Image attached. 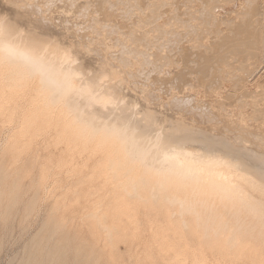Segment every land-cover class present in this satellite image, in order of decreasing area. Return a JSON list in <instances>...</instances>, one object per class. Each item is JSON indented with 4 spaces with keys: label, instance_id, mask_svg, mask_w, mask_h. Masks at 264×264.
<instances>
[{
    "label": "bare ground",
    "instance_id": "bare-ground-1",
    "mask_svg": "<svg viewBox=\"0 0 264 264\" xmlns=\"http://www.w3.org/2000/svg\"><path fill=\"white\" fill-rule=\"evenodd\" d=\"M25 1L21 4L15 0L9 2L13 6L26 7V10L34 5L28 3L29 0ZM135 1L137 3L136 21H133V31L131 30L134 46L133 44V47H130L131 44L126 45L130 41L125 39L128 42L123 45L120 51H116L112 47V43H107V45L105 40L106 45L104 44L103 49L99 48L101 60L99 59L98 62L107 65V69L94 68L98 62H95V65L92 64L93 67L91 64L89 65V62H85L86 54L84 55V52H90L91 43L83 41L89 45L80 49L69 44L66 33L72 30L67 31L65 29L67 26L62 28V31L65 30L64 35L67 39H64L69 42V45H63L65 41L59 45V39L55 37L53 38L57 42L55 41L53 44L51 39L44 40L42 37H36L35 33L38 32H35L34 26H31L34 22H31L32 24L28 28L30 23H26L27 27H25L27 21H24V27H20L19 22L15 24L12 19L7 18L8 16L0 14V115L6 117L4 123L10 126V133L7 136L8 143L3 151L4 162L0 164V186L5 184V190L9 195L19 193L21 181L31 176L32 184L38 191L47 190L44 194L53 200L52 210L58 214L57 221L59 220L61 225L65 224L68 216L72 214V217H82L89 224L91 235L96 238H99L100 232L107 238L109 237L108 241L112 240L113 243L117 240L134 241L145 238L150 242L148 245L150 251L146 256L150 258L151 264L152 261L155 262L158 259L162 261V264H264V152L256 151L254 147H250L256 141L264 142V133L259 128L260 131H253V128L247 130L250 126H248L249 122L247 123V119L240 111L237 113H242L243 117L238 115L232 122L230 119L233 114L228 116L230 124H232L230 127L236 128L235 126H237L242 130L239 134L228 135L225 131L231 132L232 130L229 129L228 123L219 126V131L222 132L216 131L218 126H201L193 115L197 108L201 107H193L194 112H191L189 109L192 104L187 109L186 106L191 102L189 103L190 100L185 99V92L183 99L174 95V98L166 102L164 99L166 95H164V101H161L162 98L160 100L156 98L158 100L156 102L151 96L148 97L152 91L144 88L143 93L136 92L129 87L126 80L131 75L132 77L135 75V77L137 75L145 76L146 78H143L147 79L153 73L164 74L162 71L166 69L165 65L168 63L170 65L173 62L164 49L168 47L171 40H174L172 38L175 34L182 33L180 32L182 27L186 32L200 29L201 34H204V38L200 42L205 48L214 46H211L212 38L209 39V33L213 34L215 37H213V41L215 43L218 41L219 45L217 46L226 49V51L231 46H236L237 51L240 50L239 46H242L244 41H241L244 32L248 34L247 38L255 37V32L252 30L255 29L260 33V35L258 34L260 38H258V46L255 45L250 50L255 52L254 54L258 58L261 57L262 47L264 48V0H201V5L197 4L200 0ZM40 2L42 3V1ZM86 2L90 4L89 0ZM47 3L49 2L47 1ZM99 3L98 1L97 4L100 6ZM5 4L8 5V1ZM81 4L79 7L84 3ZM49 7L51 6L49 5ZM4 8L8 9L6 6ZM228 8H233L228 12L231 13V17L223 16L224 13H227ZM16 9L18 10V7ZM44 10L41 8L42 12ZM49 10H53V8ZM2 12L4 11L2 10ZM220 12H223V15ZM10 14L12 13L10 12ZM15 14L18 13L15 12ZM45 14L42 15L45 17ZM35 15H31L34 18H30L35 19ZM185 15L191 16L190 21L193 23L188 22V19L184 18ZM90 16L92 15L90 14ZM59 17L54 18L59 20ZM73 17L76 16L73 15ZM198 17H205L208 26L204 22L194 21V18ZM117 20L120 22L119 18ZM62 21L64 20L62 19ZM62 21L61 24L64 23ZM111 22L113 21L111 20ZM240 22L244 25L237 29ZM21 23L20 25H22ZM88 24L90 23L88 22ZM198 24H204L205 27H200ZM39 25L41 24L39 23ZM127 25L128 23H126V27ZM230 25L233 28L236 27L230 28L231 31L227 32L229 29L225 28V30L224 26ZM55 26L57 25L55 24ZM76 27L78 28V26ZM82 27L84 28V26ZM51 28L48 27V30ZM116 28L117 26L112 23L111 30ZM43 29L45 30V28ZM55 29L54 27L53 30ZM74 30L76 28L73 29V33ZM56 32L58 33V31ZM71 33L69 32V37L72 36L73 33ZM78 33L80 32L78 31ZM62 34L61 36H63ZM88 35H91V32ZM58 36V38L61 37ZM61 38L63 40V37ZM102 39L104 40V35L100 40ZM74 41L72 40V42ZM80 41L81 39H78V42ZM79 44L81 43H78V46ZM186 45L184 47L187 50ZM178 46L180 47V45ZM189 48L191 47L189 46ZM186 52L184 51L185 54ZM200 52L203 54V51ZM189 56L191 57V55ZM116 57L120 61V65L113 63V59L115 60ZM228 57L230 58V56ZM129 58L133 59L132 64L128 62ZM193 60L196 61L195 58ZM30 61H35L48 69L51 76L35 71ZM207 61L209 60L207 59ZM197 62L199 63V61ZM262 62H264V57L259 58V64L256 65L254 73L264 70ZM127 63L132 65L130 72H127L129 76L123 67ZM144 73L145 75H143ZM165 73L167 76L172 74L167 70ZM186 73L188 74V71ZM259 77L261 78L262 75ZM198 78L201 80L203 77ZM212 79L217 80L216 77ZM169 83L167 82V84ZM137 85L139 84L137 83ZM183 86L180 87L183 88ZM204 86L206 87V85ZM167 88L169 87L167 86ZM185 89L187 90V87L184 86L181 91H185ZM193 89L191 90L193 91ZM243 90H245L244 87ZM190 91L189 93L192 92ZM204 91L206 92V90ZM205 92H203L204 96ZM227 92L224 93L227 94ZM222 95L220 92V96ZM244 96L246 95L244 94ZM199 100L201 99L199 98ZM259 102L261 103V101ZM166 104L173 105L171 109L176 110L168 119H164L165 115H161L160 112L161 106L163 105L165 108ZM210 108V110H214V106H210ZM228 108L231 110L230 107ZM261 108L263 107L261 106ZM19 110L23 111V116L16 113ZM215 110L211 112L208 109L209 112L205 113L206 111H204L201 114V109L197 115H200V120L205 119L206 123L215 120ZM201 115H206V117L202 116L203 119ZM16 121H19L17 125H15ZM251 125L256 126L255 123ZM262 125L260 127L264 129ZM50 179L51 182L48 183Z\"/></svg>",
    "mask_w": 264,
    "mask_h": 264
},
{
    "label": "rangeland",
    "instance_id": "rangeland-1",
    "mask_svg": "<svg viewBox=\"0 0 264 264\" xmlns=\"http://www.w3.org/2000/svg\"><path fill=\"white\" fill-rule=\"evenodd\" d=\"M8 1V5L5 4V2L7 3ZM9 1L11 0H0V14H3L4 16H8L7 18L9 19H12L15 24H18L16 22H19V26L20 27H24V21H27L25 22V27H27V24L28 28L30 27V25L33 23V25L31 26H34L33 30H36L35 32H38V33H35L36 34V37H42V39L44 40H49L51 39V41L54 42L56 41L53 37H55L56 39H59L58 43H60L59 45H62V42L65 41V43L63 45H69V44H73V46L75 45L76 47H79L78 49L80 48H83L84 46L86 45H89L91 43V46L90 45V52H84V55L86 54L85 58L87 59H84L85 62H89V65L91 64V66L93 67L95 65V62L97 63L98 60L100 59V49L99 48H102L107 44V43H112V47H114V49L116 51H120L122 48H123V45H125L128 40L130 41L128 44L126 45H130V47L134 46V42L131 38V30L133 31V24L134 22L133 21H136V15L135 13L137 12V9H136V6H137V3L135 0H89L90 4L88 2H86L87 0H62L64 3L66 1V6L64 5V3L61 1V0H38L37 3H36V0H29L30 2L28 3H32V7L31 8H28L26 10V7L25 8H20L18 5H14L12 3H10ZM16 2H18V4H21L22 2H24L25 0H15ZM28 1V0H26ZM25 1V2H26ZM40 1H42V4ZM47 1L50 3H47ZM51 1V2H50ZM60 1V2H59ZM71 1V2H70ZM80 1V2H79ZM100 2L99 4H101L100 6L97 4V2ZM111 1V2H110ZM113 1V2H112ZM115 1V2H114ZM134 3H133V2ZM144 1V0H143ZM208 1V0H206ZM34 2V3H33ZM54 4H53V3ZM84 6H87V7H84ZM96 3V6H95V3ZM117 2V3H116ZM200 2V3H199ZM3 3V4H1ZM41 3V4H39ZM63 6H62V4ZM70 3V4H69ZM5 4V5H4ZM36 4V6H35ZM60 4V5H59ZM69 4V5H68ZM78 6H77V5ZM81 4L82 6L79 7ZM93 4V5H92ZM197 4H202L201 3V0L198 1ZM8 7L7 8H4V6ZM11 5V6H10ZM39 7H38V6ZM45 5V6H44ZM49 5L51 7H49ZM54 5V6H53ZM68 5V6H67ZM75 5V6H74ZM106 5V7H105ZM109 5V6H108ZM113 5V6H112ZM11 7H15V8H10ZM43 6V7H42ZM62 6V7H61ZM92 8H91V7ZM133 6V7H132ZM3 7V8H2ZM18 7V10H20V12H18V10L16 9ZM47 8V13H46V10H44L45 8ZM56 7V8H55ZM96 7V8H95ZM105 7V8H103ZM109 7V9H108ZM112 7V8H111ZM117 7V8H116ZM40 10H39V9ZM41 8L42 10H44L43 12L41 11ZM53 10H49V9H52ZM58 8V9H57ZM59 8H60V11H59ZM64 8V9H63ZM66 8V10H65ZM74 8V9H72ZM77 8V9H76ZM81 8V9H80ZM100 8V9H98ZM102 8V9H101ZM114 8V10H112ZM135 8V9H134ZM200 8V7H199ZM5 9V10H4ZM35 9V11H33ZM55 9V10H54ZM63 11H62V10ZM72 11H71V10ZM80 9V10H79ZM84 9V10H83ZM88 9V10H87ZM96 9H98V11H95ZM108 9V10H107ZM116 9V10H115ZM231 9L233 8H228L227 10V13L231 11ZM2 10L4 12H2ZM16 10V11H15ZM64 10L67 12L64 13ZM70 10V11H69ZM93 10V11H92ZM102 10V11H100ZM111 10V11H110ZM12 14H10V12ZM38 14H37V12ZM50 11V13H49ZM52 11H55V12H52ZM59 11V12H57ZM76 11V12H74ZM91 11V12H90ZM100 11V12H99ZM112 11H113V14H112ZM15 12H17L18 14H15ZM24 12V13H23ZM31 12V13H30ZM33 12V14H32ZM62 12H63V15H62ZM71 15H70V13ZM90 12V13H89ZM96 12V14H95ZM108 12V13H107ZM118 12V13H117ZM124 12V13H123ZM7 15H6V14ZM15 16H14V14ZM22 13V14H20ZM36 13V15H35ZM46 13V14H45ZM89 13V14H88ZM101 13V15H100ZM103 13V15H102ZM105 13V14H104ZM110 13V14H109ZM123 13V14H122ZM130 13V14H129ZM222 13L221 15H223V12H220ZM224 13L223 16H228L231 17V13ZM26 14V15H25ZM27 14H31V15H35V19H32L34 17H32L31 15H27ZM42 14H45V17L48 15L49 17H44V15ZM57 14V15H56ZM66 14V15H65ZM70 16H69V15ZM80 14V15H79ZM88 14V16H87ZM90 14L92 16H90ZM98 14V15H97ZM121 14V15H120ZM18 15V16H17ZM21 15V16H20ZM62 15V16H61ZM65 15V16H64ZM68 15V16H67ZM76 16V17H73ZM95 15V16H94ZM105 15V16H104ZM108 15V16H106ZM125 15V16H124ZM132 15V16H131ZM17 16V18H16ZM44 18H43V17ZM59 17V20L58 19H55L57 17ZM64 16V17H63ZM67 16V17H66ZM102 16V17H101ZM124 16V17H123ZM14 17V18H12ZM20 17H22L20 19ZM28 17V19H27ZM32 17V18H30ZM39 17V18H38ZM52 17V18H51ZM55 17V18H54ZM72 17V18H70ZM81 17V18H80ZM88 17V18H87ZM100 17V19H99ZM106 18V19H103V18ZM111 17V18H110ZM116 17V18H115ZM186 17V19H188V22L190 21L191 19V16L189 15H185L184 18ZM16 18V19H15ZM41 18V19H40ZM62 18L64 21H62ZM69 22L68 21V19ZM76 18V20H75ZM80 18V20H79ZM115 18V19H114ZM119 18L120 22L117 20ZM15 19V20H14ZM23 19V20H22ZM26 19V20H24ZM36 19H37V22H36ZM43 19V20H42ZM49 19V20H48ZM53 19V20H51ZM89 19V21H88ZM103 22H102V20ZM114 19V20H113ZM30 20H34V21H30ZM40 20V21H38ZM46 20V21H45ZM55 20V22H54ZM67 20V21H66ZM84 20V22L82 21ZM106 20V21H104ZM109 20V21H108ZM111 20L113 22H111ZM122 20V21H121ZM197 20V21H196ZM206 18L205 17H198V18H194V21L198 22V23H205V25H207L206 23ZM21 21H23L21 23ZM49 21V22H48ZM61 21L64 22L61 24ZM68 23H66V22ZM77 21V22H76ZM116 21V22H114ZM32 22V23H31ZM43 22V23H42ZM45 22V23H44ZM50 24H48V23ZM53 22V25H51ZM58 22V23H56ZM88 22L90 24H88ZM130 22V23H129ZM191 22V21H190ZM20 23L22 25H20ZM27 23V24H26ZM36 23V24H35ZM39 23L41 25H39ZM57 26H55V24ZM70 23V24H69ZM81 24V25H78V24ZM83 23V24H82ZM102 23V24H101ZM104 23V24H103ZM110 23V24H109ZM112 23L117 26V28L115 30H111V26H112ZM118 23V24H117ZM126 23H128L127 27H126ZM193 23V21L191 22ZM241 23V22H240ZM239 25L234 26V28L236 27L237 29L244 25L243 23H241ZM43 24V25H42ZM61 26H60V25ZM72 24V25H71ZM120 24V25H119ZM64 25V26H63ZM78 26V28L76 26ZM107 27H106V26ZM120 27H119V26ZM122 25V27H121ZM130 25V26H129ZM205 25H200L198 24V26L200 27H205ZM38 26V27H37ZM53 26V27H52ZM67 26V28H65ZM84 26V28L82 27ZM94 26V27H93ZM208 26V25H207ZM37 27V28H36ZM42 27V29H41ZM48 27L51 28L48 30ZM54 27L56 28L55 30L58 31V33L53 30ZM58 27H61L60 29ZM69 27V28H68ZM72 27V28H71ZM82 27V28H81ZM97 27V29H96ZM244 27V26H243ZM40 28V29H38ZM45 28V30L43 29ZM62 28L66 29L67 31L68 30H72L76 28V30H74L75 32L73 33L72 31H68L67 33L65 32V30L62 31ZM101 28V29H100ZM223 28V27H222ZM227 28L229 29V31L227 30V32H230L231 29H234L233 26H227L225 27L224 26V29ZM231 28V29H230ZM59 29V30H58ZM84 31H83V30ZM106 32H105V30ZM180 34H175V36H173L174 40H171V43L168 44V47L166 49H164V51L169 54V57L173 60V62L168 65L166 64L165 67L166 69L164 71H162L164 74L162 73H153V75H151V77H148L147 79H144L146 78L145 76H139L137 75V77L133 76H129L127 72H130V70L132 69V65H129L130 63H127L126 66L124 65L123 67L125 68L126 70V74L127 76H129L126 80H127V84L129 85V87L136 91V92H139V93H143V90L144 88H147L149 89L150 91H152V93L150 95H148V97L151 96V98L155 99V101L157 102L158 100H160L161 98V101L163 100V96H164V99L166 100V102L170 101L171 98H174V95L175 96H178L180 98H184V92H185V99L186 100H190L188 101L190 104L187 107V109L190 108V106L193 104H195L194 106L192 105L191 106V112H194L192 110L193 107H201V108H197V110L194 112L195 114H193L196 119H197V122L198 124H200L201 126H206V127H212V126H218L216 129L217 132H220L219 131V126H222L223 124L227 125L230 127V124L234 118H236V116L238 115H241L242 116V113L244 115V118L247 119V123L249 122L248 124V129H251L253 128V131L255 130H261L262 133H264V129H262V127H260L262 124L260 123H263L264 124V70L262 69V71H257L256 73L255 72V69L256 67L258 66L257 64H259V58L262 59L263 54H264V48L262 47V52H261V57L258 58V56L256 54H254L255 52H252L250 49L251 47L253 46H258L257 45V42H258V37L260 35L259 32H257L255 29H252L255 35V37H250L247 38V33L244 32V35L242 36L243 38H241V41H243V44L242 46L240 45L239 49L237 51L238 48H235L236 46H231L230 49L228 51H226V49H221L220 46H217L219 45V43H215L213 40H214V36L213 34H210L209 33V39L212 38L211 41V46L212 48H205L204 46L201 45V40L204 38V34H201L200 32V29H196L194 31H187L185 30V28H180ZM39 30V31H38ZM81 30V31H80ZM104 30V31H103ZM119 30V31H118ZM184 30V31H182ZM226 30V29H225ZM41 31V32H40ZM42 31H44V33H42ZM55 31V32H54ZM78 31L80 33H78ZM130 31V32H129ZM46 32V33H45ZM49 32V34H48ZM51 32V33H50ZM63 32V34H62ZM69 32L72 34L71 37H69ZM83 32V33H81ZM91 32V35H88L90 34ZM93 32V33H92ZM108 32V33H107ZM112 34H111V33ZM120 32V33H119ZM124 32V33H123ZM190 32V33H189ZM193 32V33H192ZM67 34L68 36V39L66 37V35L64 34ZM88 33V34H87ZM104 33V34H103ZM107 33V34H106ZM184 33V34H183ZM196 33V34H195ZM199 33V34H198ZM41 34V35H40ZM55 36H53V35ZM61 34L63 36H61ZM77 34V35H76ZM80 34V35H79ZM83 37H82V35ZM95 34V35H94ZM118 34V35H116ZM121 34V35H120ZM126 34V35H125ZM189 34V35H188ZM246 34V35H245ZM259 34V35H258ZM42 35H46V36H42ZM60 35L61 37H63V40L62 38H58ZM76 35V37H75ZM104 35V40H100ZM194 35V36H193ZM57 36V37H56ZM77 36H78V39L81 41L78 42V39H77ZM80 36V37H79ZM98 36V37H97ZM101 36V38H100ZM106 36V37H105ZM121 38H120V37ZM125 36V37H124ZM129 36V37H128ZM188 36V37H187ZM199 36V37H198ZM202 36V37H201ZM212 36V37H211ZM49 37V38H48ZM85 37V38H84ZM89 37V38H88ZM114 37V38H113ZM124 37V38H123ZM128 37V38H127ZM184 37V38H183ZM197 37V38H196ZM214 37V38H213ZM245 37V38H244ZM66 38V39H64ZM100 38V39H99ZM183 38V40H182ZM239 38V39H240ZM54 39V40H53ZM61 39V41H60ZM86 39V40H85ZM108 39V40H107ZM125 39H128V40H125ZM176 39V40H175ZM182 41H181V40ZM186 39V40H185ZM245 39H247L245 41ZM71 40V41H70ZM72 40H75L74 42H72ZM77 40V41H76ZM92 40V41H91ZM96 42H95V41ZM99 40V41H98ZM106 40V41H105ZM132 40V41H131ZM255 40V41H254ZM83 41H86L87 43L89 42V44H87L86 42H83ZM105 41V43H104ZM108 41V42H107ZM121 41V42H120ZM175 41H178V42H175ZM184 41V42H183ZM193 41V43H192ZM213 41V43H212ZM254 43H253V42ZM57 42V41H56ZM93 42V43H92ZM100 44H99V43ZM123 42V44H122ZM173 42V43H172ZM181 42V43H180ZM190 42V43H189ZM239 42V41H238ZM248 42V43H247ZM250 42V44H249ZM67 43V44H66ZM69 43V44H68ZM78 43H81L79 44L78 46ZM84 43V44H82ZM215 43V44H214ZM57 44V43H55ZM96 44V46H94ZM105 44V45H104ZM122 44V45H121ZM173 46H172V45ZM188 44V45H186ZM249 44V46H248ZM102 45V46H101ZM108 45V44H107ZM117 45V46H116ZM170 45V46H169ZM180 45V47L178 46ZM182 45V47H181ZM187 47V50L185 49V46ZM246 45V46H245ZM82 46V47H81ZM101 46V47H100ZM132 46V47H133ZM178 49H177V47ZM189 46L191 48H189ZM202 46V47H201ZM216 46V47H215ZM248 46V47H247ZM95 47V48H94ZM119 47V48H118ZM175 47V48H174ZM184 47V48H183ZM199 47V48H198ZM216 49H215V48ZM234 47V48H233ZM98 48V49H96ZM118 50H117V49ZM173 48V49H172ZM202 48V49H201ZM217 48H218V51H217ZM233 50H232V49ZM95 49V50H94ZM101 49V50H102ZM183 49V50H182ZM192 49V50H190ZM197 49V50H196ZM236 49V50H235ZM244 49V50H243ZM248 49V50H247ZM97 50V52H96ZM169 50V51H168ZM94 51V52H93ZM183 51V52H182ZM184 51L186 52V54L184 53ZM190 51V52H189ZM195 51H198V52H195ZM200 51H203V54H201L202 52ZM214 51V52H213ZM217 51V52H215ZM233 51V52H232ZM241 51V52H240ZM163 53V51H161ZM192 52V53H191ZM194 52V54H193ZM213 52V54H212ZM223 52V53H222ZM229 54H228V53ZM237 52V53H236ZM247 52V53H246ZM249 52V54H248ZM165 53V54H166ZM184 53V54H183ZM188 53V54H187ZM200 53V54H199ZM216 53V54H215ZM241 53V54H240ZM254 55H253V54ZM198 54V55H197ZM207 54V55H206ZM175 55V56H174ZM182 55V56H181ZM187 55V56H186ZM191 55V57L189 56ZM211 55V56H210ZM218 55L219 59L217 58ZM241 57H240V56ZM90 56V57H89ZM93 56V57H92ZM98 56V57H96ZM172 56V57H171ZM184 56V57H183ZM186 56V57H185ZM199 58H198V57ZM201 56V57H200ZM204 56V57H203ZM209 56V57H206ZM214 58H213V57ZM222 56V57H221ZM230 56V58L228 57ZM260 56V54H259ZM92 58V59H88V58ZM131 58H133L132 56H130ZM176 57V59H175ZM179 57V58H178ZM183 57V58H182ZM225 57V58H224ZM232 57V58H231ZM243 57V58H242ZM185 58V59H184ZM187 58V59H186ZM191 60H189V59ZM195 58V62H194V59ZM197 58V59H196ZM212 58V59H211ZM246 58V59H245ZM255 58V59H254ZM95 59V60H93ZM97 59V60H96ZM179 59V60H177ZM207 59L209 61H207ZM214 59V60H213ZM221 59V60H220ZM238 59V60H237ZM243 61H242V60ZM250 59V60H249ZM91 60V61H90ZM101 60V59H100ZM99 60V61H100ZM117 60V61H115ZM113 59V63H115V65H120V61L118 60V58L116 57V59ZM128 60V59H127ZM183 60V61H181ZM187 62H186V61ZM205 64H204V62ZM206 60V61H205ZM216 60V61H215ZM227 60V62H226ZM231 62H230V61ZM240 60V62H239ZM185 61V62H184ZM199 61V63L197 62ZM223 61V62H222ZM249 63H248V62ZM254 63H253V62ZM262 61V60H261ZM93 62V63H92ZM128 62H131V64L133 63V59H130L129 58V61ZM192 62V63H191ZM203 62V63H202ZM221 62V63H220ZM101 65H100V64ZM187 63V64H185ZM196 64V67H195V64ZM208 63V64H207ZM210 63V64H209ZM212 63V65H211ZM264 64V62H262ZM94 64V65H92ZM199 64V65H198ZM248 64V65H247ZM194 65V66H193ZM198 65V66H197ZM257 65V66H256ZM107 65H103L102 62H98L97 63V66L94 68H98V69H101V67L106 68ZM131 66V67H130ZM179 68H178V67ZM192 66V67H191ZM206 66V67H205ZM207 66H210L209 68ZM212 66V68H211ZM223 66V67H222ZM173 67V68H172ZM175 67V68H174ZM221 67V68H220ZM123 68V69H124ZM168 68V69H167ZM171 70H170V69ZM208 68V70H207ZM215 70H214V69ZM176 69V71H175ZM192 69H195V70H192ZM206 69V71H205ZM212 69V70H211ZM225 69V70H224ZM166 70L168 72L171 71L172 74H170V76H167L165 75L166 73ZM185 72H184V71ZM205 71V72H202V71ZM216 72H214V71ZM220 70V71H219ZM227 70V71H226ZM238 74H237V72ZM260 70V69H259ZM182 73H181V72ZM186 71H188V74L186 73ZM195 71V73H194ZM209 71V72H207ZM213 71V73H212ZM190 72V73H189ZM246 72V74H244ZM204 73V74H203ZM221 73V74H220ZM240 73V74H239ZM263 73V74H262ZM161 74V75H159ZM174 74V75H173ZM180 74V75H179ZM185 74V75H184ZM195 76H194V75ZM200 74H203V75H200ZM215 74V75H213ZM218 74V75H217ZM243 74V75H241ZM253 74V75H251ZM255 74V76H254ZM145 75V73L143 74ZM155 75V76H154ZM159 76L157 78V76ZM164 75V76H162ZM187 75V76H186ZM191 75V76H190ZM212 75V76H210ZM223 75V77H222ZM238 75V76H237ZM256 75H257V79H256ZM262 75V77L260 78L259 76ZM139 76V77H138ZM162 79H160L161 77ZM193 76V77H192ZM203 77L201 80L205 81L203 82V84H201L199 81V78L198 77ZM209 76V77H208ZM215 76L217 78V80L215 79H212V78H215L213 77ZM244 76V78H243ZM144 77V78H143ZM153 77V78H152ZM171 77V78H170ZM182 77V78H181ZM211 77V78H210ZM240 77V78H239ZM132 78L135 80H132ZM149 78H152V79H149ZM155 78H157V80H155ZM166 78V79H165ZM178 78V80H177ZM188 78V79H187ZM243 78V79H242ZM249 80H248V79ZM251 78V80H250ZM263 78V80H261ZM142 81H141V80ZM154 79V80H153ZM172 81H171V80ZM206 79V80H205ZM209 79V80H208ZM212 79V80H211ZM227 79V80H226ZM234 79V80H233ZM245 79V80H244ZM256 79V80H255ZM138 80V81H137ZM153 80V82H152ZM165 80H167V82L169 84H167V82H165ZM170 80V81H169ZM174 80V81H173ZM177 80V81H176ZM182 80V81H181ZM190 81L187 83V81ZM196 80V81H195ZM211 80V81H210ZM239 80V81H238ZM261 80V82H260ZM136 81V83H135ZM140 81V82H139ZM148 81V82H147ZM163 81V82H161ZM194 81V82H193ZM209 84H208V82ZM215 81V82H214ZM221 81V82H220ZM241 81V83H240ZM132 82V84H131ZM152 82V83H151ZM155 82V83H154ZM161 82V83H160ZM167 84L165 85L164 84ZM175 82V83H174ZM179 84H178V83ZM186 82V83H185ZM213 82V83H212ZM224 82V84H223ZM234 82V84H232ZM238 84H237V83ZM250 82V83H249ZM137 83L139 85H137ZM142 85H141V84ZM145 83V84H144ZM154 83V84H153ZM159 83H160V86H159ZM197 83V85H196ZM206 83V84H205ZM219 83V84H218ZM222 83V84H221ZM227 85H226V84ZM248 83V84H247ZM253 83V84H252ZM259 83V85H258ZM147 84V85H146ZM156 84V85H155ZM162 84V85H161ZM176 84V85H175ZM186 84V85H185ZM188 84V86H187ZM214 84V85H213ZM257 84V85H256ZM157 85H158V89L157 88ZM170 85V86H169ZM187 87V90L185 89V91H181L184 89V86ZM206 85V87L204 86ZM226 85V86H225ZM238 85H241V86H238ZM256 85V86H255ZM156 86V87H155ZM167 86L169 88H167ZM175 88H173V87ZM180 86H183L180 87ZM209 86V87H208ZM216 86V88H215ZM248 86V87H247ZM252 86V87H251ZM154 87L156 89V91L154 90ZM190 87V88H189ZM225 90H224V88ZM229 87V89H228ZM238 87V88H237ZM243 87L244 89L246 90H243ZM165 88V90H163ZM167 88V89H166ZM172 88V89H171ZM179 88V89H178ZM194 88V89H193ZM206 88V89H205ZM260 88V89H259ZM153 89V90H152ZM162 89V90H161ZM171 89V90H170ZM193 89V91L191 92L190 90ZM202 89V90H201ZM228 89V90H227ZM238 91H236V90ZM248 89V90H247ZM252 89V90H251ZM258 89V90H257ZM148 90V91H149ZM161 90V91H160ZM168 90V91H166ZM195 90V92H194ZM206 90V92L204 91ZM210 90H213V91H210ZM215 90V92H214ZM221 90V91H220ZM234 90V91H233ZM181 91V92H179ZM189 91L191 93H189ZM197 91V92H196ZM208 91V92H207ZM229 93H228V92ZM231 91V92H230ZM245 91V93H244ZM155 92H156V95H155ZM179 92V94H178ZM199 92V94H198ZM205 92V96L203 95ZM217 92V93H216ZM220 92H221V95L220 96ZM224 92H227L224 93ZM233 92V93H232ZM242 94H240V93ZM252 92V93H251ZM160 93V95L158 96V94ZM187 93V95H186ZM193 93V94H192ZM196 93V94H195ZM212 93V94H211ZM214 93V94H213ZM215 93L217 94L215 96ZM235 93V94H234ZM239 93V95H238ZM249 93V96L247 97ZM219 94V95H218ZM244 94L246 96H244ZM182 95V96H181ZM189 95H191L189 97ZM197 95V96H196ZM213 95V97H212ZM228 95V96H226ZM154 96V97H153ZM156 96V97H155ZM188 96V97H187ZM199 96V97H198ZM219 96V97H218ZM232 96H233V99H232ZM236 98H235V97ZM167 97V98H166ZM213 99V101L209 100L210 98ZM220 98L217 100V98ZM231 97V98H229ZM240 97V98H239ZM246 97V98H245ZM156 98L158 100H156ZM188 98H191V99H188ZM199 98L201 100H199ZM208 98V99H207ZM216 100H215V99ZM224 99V101H222V99ZM227 98H229V102L227 103L228 100H226ZM194 99V100H193ZM205 99V100H204ZM168 100V101H167ZM196 100V101H195ZM221 100V101H220ZM235 100V101H234ZM244 100V101H243ZM257 100V101H256ZM164 101V100H163ZM215 101V102H214ZM256 101V102H255ZM261 101V103L259 102ZM173 102V101H172ZM226 102V103H225ZM232 102V104H231ZM236 104H235V103ZM220 103V104H219ZM173 104V103H172ZM235 104V106H234ZM259 104V105H258ZM197 105V106H196ZM206 105V106H205ZM219 105V106H217ZM226 105V106H225ZM158 107V105H156ZM169 106V107H168ZM171 106L173 105H164L165 108H163V105L161 106L162 109L160 107V112H161V115L164 116V119H168V117H170V115L172 116L174 113H175V109H171ZM205 106V107H204ZM209 106V107H208ZM210 106H214V110H215V114H216V118L215 120L213 121H207L205 123V119L202 117H206V115H201V117L204 119V120H200V115H197V112L200 113L199 111L202 109L201 111V114L206 111L205 113L209 112V111H214V110H210ZM216 106V107H215ZM233 106V108H232ZM256 106V107H255ZM259 106V107H257ZM261 106L263 108H261ZM189 107V108H188ZM227 107V108H226ZM232 110H229V108ZM195 108V109H196ZM204 108V110H203ZM219 108H222V109H219ZM254 108V109H252ZM177 109V108H176ZM200 109V110H199ZM206 109V110H205ZM209 109V111H208ZM236 109V111H235ZM249 109V110H248ZM30 110H31V107H30ZM223 110V111H222ZM229 110V111H228ZM26 111V110H25ZM164 111V112H163ZM168 111V112H167ZM217 111H219L220 113H218ZM227 113H226V112ZM232 113H231V112ZM238 111L242 112L239 114L237 113ZM251 111V112H250ZM31 112V111H30ZM225 112V113H224ZM234 112H236L234 114ZM18 115H22L23 116V111L19 110L16 112ZM167 113V114H166ZM171 113V114H170ZM225 114V115H222V114ZM169 114V115H168ZM228 114V115H227ZM232 116V118L228 119V116ZM246 114H248L246 116ZM256 114V115H255ZM219 115V116H218ZM235 115V116H234ZM225 116V117H224ZM229 116V117H230ZM255 116V117H254ZM166 117V118H165ZM243 117V116H242ZM248 117V118H247ZM161 118H163L161 116ZM218 118V119H217ZM229 121H227L226 120ZM253 118V119H252ZM6 119V117H3V115H0V164H2L4 162V158H3V151L5 149V147L7 146V136L8 134L10 133L9 130H10V126L8 124H5L4 123V120ZM252 120V121H251ZM19 121H16V124L18 123ZM226 122V123H225ZM255 125L256 126H252L251 124ZM257 124H259L260 126H258ZM263 128H264V125H262ZM236 128H234L233 126L230 127L229 129H232L231 132L229 131H225L228 133V135L232 136V135H236L237 133L239 134L242 130L235 126ZM256 127V128H254ZM222 128V127H221ZM259 128V129H258ZM234 130V131H233ZM259 130V131H260ZM233 131V132H232ZM222 132V131H221ZM236 133V134H235ZM232 134V135H231ZM262 142V143H261ZM259 143V141L255 142V144H253V146H250V147H254V150L256 151H260V152H264V142L261 141ZM257 147V148H256ZM262 150V151H261ZM264 154V153H263ZM32 177H28V178H24L21 182V186H20V190H19V193H15V194H7V191L5 190V184H3L2 186H0V264H151V260L149 257H147L146 255H148L149 251H150V248L148 247L149 245V241H147V239L143 238V239H136L134 241H123V240H117L115 243L112 242V240L108 241V238L107 236L103 235L102 232H100L99 234V238H96L95 236L91 235L90 231H89V224H87V222L84 221V219L82 217H72L73 215H69L68 216V219L66 222H64L65 224L61 225L60 224V221L57 219H59V216L58 214L56 213V211L52 210V201L51 198L47 195H45L44 193L47 192V190H37L34 186V184H32ZM10 180V179H9ZM50 183L51 182V179L48 180ZM9 182V181H8ZM152 264H162V261L160 259H158V261H155L153 262L152 261Z\"/></svg>",
    "mask_w": 264,
    "mask_h": 264
},
{
    "label": "snow or ice",
    "instance_id": "snow-or-ice-1",
    "mask_svg": "<svg viewBox=\"0 0 264 264\" xmlns=\"http://www.w3.org/2000/svg\"><path fill=\"white\" fill-rule=\"evenodd\" d=\"M30 63L35 71L41 72L42 75L51 76L49 70L44 68L42 65L38 64L35 61H30Z\"/></svg>",
    "mask_w": 264,
    "mask_h": 264
}]
</instances>
